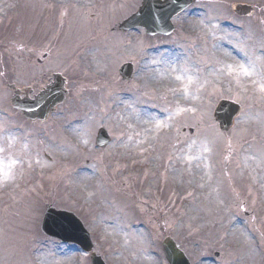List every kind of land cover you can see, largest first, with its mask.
I'll use <instances>...</instances> for the list:
<instances>
[{
  "label": "rangeland",
  "instance_id": "rangeland-1",
  "mask_svg": "<svg viewBox=\"0 0 264 264\" xmlns=\"http://www.w3.org/2000/svg\"><path fill=\"white\" fill-rule=\"evenodd\" d=\"M140 5L0 0V166L9 184L0 190V264H90L74 244L42 234L47 209L73 213L107 264H167L166 238L191 264H264V0H195L173 20L172 37L121 33ZM237 5L253 10L239 18ZM124 65L134 66L129 82ZM55 74L67 95L46 121L12 109L8 86L33 99ZM221 100L242 108L226 132L213 115ZM159 120L161 132L140 127ZM100 128L111 138L104 149L95 145ZM198 146L206 183L192 177Z\"/></svg>",
  "mask_w": 264,
  "mask_h": 264
},
{
  "label": "water",
  "instance_id": "water-1",
  "mask_svg": "<svg viewBox=\"0 0 264 264\" xmlns=\"http://www.w3.org/2000/svg\"><path fill=\"white\" fill-rule=\"evenodd\" d=\"M191 3L192 0H166L164 4L157 0H143L139 12L124 22L120 29L129 30L136 26L144 27L148 32L157 29H171L169 24L171 18ZM127 70L128 68L125 66L121 73L125 75ZM62 86L63 80L60 76L55 75L54 84L49 86L45 93L30 101L28 99L21 100L15 92L11 105L28 120H44L47 114L52 111V108L63 101L65 93ZM237 111L238 107L233 104L225 102L220 104L216 117L223 130L229 127L231 119ZM107 142L108 138L105 132L100 130L98 144L104 146ZM42 231L64 242H74L81 246L85 252H90L92 249L88 235L83 230L80 222L71 214L48 211L42 225ZM163 250L169 264H188L170 240L164 242ZM91 261L92 264H104L99 257L93 254Z\"/></svg>",
  "mask_w": 264,
  "mask_h": 264
},
{
  "label": "bare ground",
  "instance_id": "bare-ground-1",
  "mask_svg": "<svg viewBox=\"0 0 264 264\" xmlns=\"http://www.w3.org/2000/svg\"><path fill=\"white\" fill-rule=\"evenodd\" d=\"M63 5V3H58V6H62ZM214 52L216 53V54H218V55H220V56H222L224 59H228V55L226 54V52H225V50L222 48V47H220V46H218V47H216L215 49H214ZM151 63L149 64V70H148V74H150V75H152L155 71H157L158 70V65L156 64V62H155V60H151L150 61ZM228 71L229 72H231V73H233V71H234V69H232V67H229L228 68ZM253 74L252 75H249L247 78H245V79H247L246 81H247V83L249 82V81H251V79H254L253 81H256V79L255 78H253ZM152 77V76H151ZM251 77V78H250ZM180 80V83H181V85L182 86H185V84H188L189 82L187 81V80H184L183 78H181V79H179ZM176 86L174 85V87L173 88H175ZM186 103H188V102H186ZM189 105H190V103H189ZM181 111V113L184 111V110H179V112ZM159 126H158V125ZM158 126V128H157V126ZM154 126H156V127H154ZM164 126H165V122H164V120H159V121H157V122H155L154 123V125H151V124H142V125H140V127H141V129H146V130H148V128L149 129H154L156 132H161V131H163V129H164ZM74 130V129H73ZM154 131V132H155ZM150 131H146L145 132V134H147V135H145L143 138H142V140L140 141V145H141V147H142V149L144 148V147H146V146H148L149 145V139H150V135H148V133H149ZM156 132L155 133H152L151 135H154V134H156ZM73 134V133H72ZM74 136V135H73ZM198 152L200 153V158H199V160L197 161H194V162H192V164H191V169L193 170V174H192V177L193 178H198V179H200L201 180V183H206V181H207V177H205V175H204V172H203V169H201V167H203L202 165H201V160H202V158L204 157V154L201 152V150H202V148H201V146H198ZM207 154H209V151H208V153ZM192 161V160H191ZM190 161V162H191ZM242 161L243 162H247V167L249 168L250 166H251V160L250 159H248V158H243L242 159ZM86 173H82V174H80L79 176H78V180L79 179H81V182L82 183H84V184H87V183H89L90 181H88V179H87V177H86ZM173 177L174 178H176L177 177V175H173ZM205 178H206V180H205ZM258 181V183L262 186V190L264 191V177L263 178H261V180L260 179H258L257 180ZM9 187V184H8V182H7V180H6V175H5V173L3 172V166H0V190L2 189H7ZM232 230L235 232V234L240 238V237H242V239H243V242L244 243H248L247 245H250L251 243L253 244V242H248V235L247 236H245V234L243 233V231H242V229H241V227H239V226H237V225H235V226H233L232 227Z\"/></svg>",
  "mask_w": 264,
  "mask_h": 264
},
{
  "label": "snow or ice",
  "instance_id": "snow-or-ice-1",
  "mask_svg": "<svg viewBox=\"0 0 264 264\" xmlns=\"http://www.w3.org/2000/svg\"><path fill=\"white\" fill-rule=\"evenodd\" d=\"M229 67H232V66L229 65ZM240 71L243 72L244 75H250L251 74L250 69L245 65H240ZM177 79H181V77H177Z\"/></svg>",
  "mask_w": 264,
  "mask_h": 264
}]
</instances>
